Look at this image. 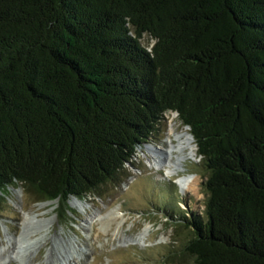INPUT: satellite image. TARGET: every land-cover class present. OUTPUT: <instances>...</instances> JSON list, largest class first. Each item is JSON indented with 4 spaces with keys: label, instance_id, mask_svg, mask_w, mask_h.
<instances>
[{
    "label": "trees",
    "instance_id": "trees-1",
    "mask_svg": "<svg viewBox=\"0 0 264 264\" xmlns=\"http://www.w3.org/2000/svg\"><path fill=\"white\" fill-rule=\"evenodd\" d=\"M170 112L205 208L159 206L191 232L168 262L264 264V0H0V208L21 188L73 214Z\"/></svg>",
    "mask_w": 264,
    "mask_h": 264
},
{
    "label": "rangeland",
    "instance_id": "rangeland-1",
    "mask_svg": "<svg viewBox=\"0 0 264 264\" xmlns=\"http://www.w3.org/2000/svg\"><path fill=\"white\" fill-rule=\"evenodd\" d=\"M143 43L153 44L149 37ZM174 115L180 125L178 131H189L176 112L168 113L153 141L138 149L134 165H127L131 177L120 186L109 184L101 198L78 199L85 203L83 207L72 204L77 199L72 198L69 206L73 214L60 211L57 200L34 203L21 188H10V201L0 208V264H164L170 261L171 258H166L169 251L174 246L182 248L183 239L191 232L176 229L170 213L161 212L159 206H172L177 212L185 213H202L205 208L204 169L195 142L196 155L188 157L183 171L179 172L182 176L198 177L186 193L177 185L176 176H168L165 170L153 165L155 158L164 157L169 117ZM46 202L52 205L42 207ZM27 214L53 220L39 246L22 244ZM147 227L146 237L140 239ZM43 231L24 237L29 241L34 235L42 236ZM21 256L25 257L21 259Z\"/></svg>",
    "mask_w": 264,
    "mask_h": 264
},
{
    "label": "bare ground",
    "instance_id": "bare-ground-1",
    "mask_svg": "<svg viewBox=\"0 0 264 264\" xmlns=\"http://www.w3.org/2000/svg\"><path fill=\"white\" fill-rule=\"evenodd\" d=\"M169 128L167 133L166 142L168 143L167 149L162 153L164 155L163 158H159L157 160L155 158L154 166H156L160 170H165L168 176H176V183L182 190V192L186 193L191 185L195 184L198 180L196 175H179L180 171H183V163L188 157H194L196 155V149L194 145V140L188 130L178 131L180 125L177 123V115L173 117H169ZM165 149V148H164ZM152 149L149 148L151 152ZM153 151V150H152ZM187 153V154H186ZM72 204L85 206V203L75 199L72 201ZM51 202L42 203V207L51 206ZM114 217H117V213H113ZM53 225L52 219H40L38 216H31L29 214L25 215V220L23 223V235L22 238L25 240L22 241L26 243L28 246L32 247V245L39 246L43 237L47 235L50 226ZM44 230L42 236H35L31 240L27 241L24 236L36 234L39 230ZM148 233V227L145 229L143 233L140 235V239H144ZM22 249V248H21ZM25 257V256H23ZM21 256V259L23 258ZM24 260V259H23Z\"/></svg>",
    "mask_w": 264,
    "mask_h": 264
},
{
    "label": "water",
    "instance_id": "water-1",
    "mask_svg": "<svg viewBox=\"0 0 264 264\" xmlns=\"http://www.w3.org/2000/svg\"><path fill=\"white\" fill-rule=\"evenodd\" d=\"M178 114V113H177ZM179 115V114H178ZM188 129H189V127L188 126H186ZM191 134V133H190ZM191 136H192V138H193V140H194V137H193V135L191 134Z\"/></svg>",
    "mask_w": 264,
    "mask_h": 264
}]
</instances>
